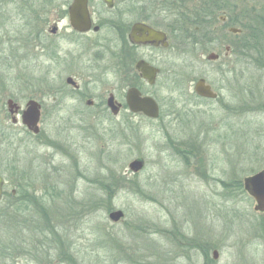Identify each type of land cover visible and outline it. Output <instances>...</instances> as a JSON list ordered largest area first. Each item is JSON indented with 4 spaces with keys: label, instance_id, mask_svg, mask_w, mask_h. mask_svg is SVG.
Instances as JSON below:
<instances>
[{
    "label": "rangeland",
    "instance_id": "obj_1",
    "mask_svg": "<svg viewBox=\"0 0 264 264\" xmlns=\"http://www.w3.org/2000/svg\"><path fill=\"white\" fill-rule=\"evenodd\" d=\"M42 1L29 3L34 8ZM228 1L234 4V26L243 30L239 36L225 35L239 47L230 58L221 51V70L201 63L193 52L176 51L171 79L148 87L162 102L159 120L127 112L111 116L108 92L119 95L120 90L98 72L94 106L61 98L59 119L42 117L41 131L58 150L25 139L34 152L48 153L49 164L41 167L45 174L37 179V195L32 194L24 216L13 215L11 224L6 210L0 220V264H209L214 250L217 264H264V214L256 213L255 201L234 185L264 169V0ZM23 3L0 0V101L5 107L11 94L40 99L27 82L64 83L70 75L16 51L11 36L22 23L16 14ZM83 67L77 70L87 73ZM199 77L219 93L217 100L192 97L188 83ZM51 90L43 96L45 113L54 109ZM173 110L176 116H169ZM12 124L6 111L0 114V129L17 135L20 125ZM1 135L0 172L8 178L7 137ZM138 157L145 166L133 172L129 163ZM29 159L40 164L39 158ZM21 166L28 172V162ZM41 181L47 183V196ZM118 209L124 216L113 222L109 214ZM18 221L25 222L24 230ZM12 240L27 245L26 259L12 260L3 249L9 241L14 245Z\"/></svg>",
    "mask_w": 264,
    "mask_h": 264
},
{
    "label": "flooded vegetation",
    "instance_id": "obj_2",
    "mask_svg": "<svg viewBox=\"0 0 264 264\" xmlns=\"http://www.w3.org/2000/svg\"><path fill=\"white\" fill-rule=\"evenodd\" d=\"M23 1V7L16 14L22 23L13 30L11 36L13 43L17 44L16 51L35 60L39 59L42 67L46 61H50V65L63 67L70 75H67L64 83L48 80L39 83L27 82V88L39 90L40 99L28 94L17 98L15 94H11L6 99L7 109L5 101H0V114L6 111L12 126L16 128L20 125V129L16 131L17 135L11 130L7 133L0 129L3 139L7 137L10 170L8 178L0 172L3 177L0 220L8 210L12 214L9 215L12 217L11 224L15 222L13 215L24 216L28 211L32 194L37 195L35 183L45 174L41 167L46 168L49 164L48 153L38 150H35V153L30 142L26 143L25 139H34L36 143L49 145L56 152L58 150L53 141L48 143L49 139L43 134L41 127L40 132L34 133L23 123V116L31 100L40 104L39 126L43 116L59 119L63 106L61 98L69 101L80 99L85 101L87 107H92L98 98L92 95V88L99 84L102 78L97 75L98 72L107 78V84L114 82L112 87L120 90L119 95L114 91L108 92L106 108L111 116L118 117L122 112H127L131 116L156 121L162 116L163 105L148 87H155L161 79H171L169 75L175 72L176 51L193 52L201 63L216 64L221 70V51L224 49V56L230 58L233 50L239 47L238 40H232L225 32L239 36L243 30L234 26L237 20L235 15H232L234 4L229 5L228 0H86L84 5L88 20L80 26H75L72 22V8L81 5L75 3V0H43L34 8L29 0ZM224 8L228 11L225 12ZM232 28L238 31L234 32ZM144 64L156 69L153 84L144 76ZM83 66L87 73L77 70H84ZM200 79H204L206 85L217 94L216 98L204 97L198 93L196 86ZM51 88H55L54 91L51 90L55 93L52 98L54 109L51 111L56 113L50 110L45 113L47 106L43 96H46L47 90ZM132 89L138 90L141 97L149 96L155 99L159 106L158 117L153 118L142 111L133 112L130 109L128 93ZM188 90L196 99L219 98V93L204 77L190 81ZM111 97L119 107L117 113H114L109 105ZM175 114L173 110L168 115L173 117ZM24 155L28 159L32 157V160L39 158L40 164L33 165L30 159L27 161L28 159L23 157ZM26 162L29 170L22 172L21 164ZM35 170H39V174H36ZM45 180L47 181V174ZM46 181L40 182L43 186L42 196H47L48 193ZM243 190L255 201L245 190L244 183ZM254 211L264 214V211H257L255 208ZM16 224L25 229V222L18 221ZM12 242L14 245H10V241L5 244L9 245L7 251L9 256L12 255V260L16 261L21 255L26 259L29 252L27 245L16 246L15 240ZM212 262L209 264H217L218 260L214 259Z\"/></svg>",
    "mask_w": 264,
    "mask_h": 264
},
{
    "label": "water",
    "instance_id": "obj_3",
    "mask_svg": "<svg viewBox=\"0 0 264 264\" xmlns=\"http://www.w3.org/2000/svg\"><path fill=\"white\" fill-rule=\"evenodd\" d=\"M86 0H75V3H81V5H76L72 8V22L75 26H80L88 20L86 16V6L84 3ZM83 3V4H82ZM234 32L238 29L232 28ZM146 65V64H144ZM144 76L149 79L150 83H154V76L156 69L152 67H143ZM196 89L198 93L204 97L216 98L217 94L213 92L209 85H206L204 79H200L197 82ZM128 104L133 112L142 111L146 115L156 118L159 116V106L154 98L152 97H141L138 90L132 89L128 93ZM28 109L25 111L23 116V123L34 133L40 132V104L37 101L31 100L28 104ZM109 105L114 113L119 111V107L115 105L113 97L109 100ZM145 166V160L142 157H138L129 163V168L133 172H138L142 170ZM245 190L255 199V210L264 211V169L260 170L252 175L246 176L243 180ZM2 186L3 177L0 175V200L2 197ZM124 216V212L120 209L113 210L109 214V218L113 222L120 221ZM213 259L217 260L219 258V251H213Z\"/></svg>",
    "mask_w": 264,
    "mask_h": 264
},
{
    "label": "trees",
    "instance_id": "obj_4",
    "mask_svg": "<svg viewBox=\"0 0 264 264\" xmlns=\"http://www.w3.org/2000/svg\"><path fill=\"white\" fill-rule=\"evenodd\" d=\"M249 27V29H250V31H252L253 30V36H255V37H257L256 35V33L258 32L255 28H253L252 27V24H249L248 25ZM244 27H247V26H244ZM255 31H257V32H255ZM258 34H259V32H258ZM234 185H235V188L239 191V193H241V194H246L245 193V191L243 190V183H242V181L241 180H238L236 183H234ZM1 219H3V218H1ZM45 220L48 222L49 220H48V217L47 218H45ZM47 227V225L45 226V228ZM45 228H43V229H45ZM49 228H50V230H51V232L53 233L54 232V229H52L53 227L51 226V225H49ZM3 249H7V247H4Z\"/></svg>",
    "mask_w": 264,
    "mask_h": 264
}]
</instances>
